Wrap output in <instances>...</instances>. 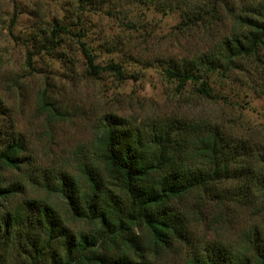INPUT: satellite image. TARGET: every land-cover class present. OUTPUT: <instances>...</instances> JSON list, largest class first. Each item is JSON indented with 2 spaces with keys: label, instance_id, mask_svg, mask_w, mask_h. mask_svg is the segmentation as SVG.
Returning <instances> with one entry per match:
<instances>
[{
  "label": "rangeland",
  "instance_id": "374dc122",
  "mask_svg": "<svg viewBox=\"0 0 264 264\" xmlns=\"http://www.w3.org/2000/svg\"><path fill=\"white\" fill-rule=\"evenodd\" d=\"M200 1L0 0V96L22 140L20 167L2 172L6 185L17 190L8 208L41 198L66 218L72 233L94 229L89 221L68 220L56 187L65 172L87 188L84 172L89 170L120 191L98 147L106 119L116 116L145 144L172 131L178 141L170 159L182 152L190 173L207 164L195 144L213 131L237 146L241 157L218 186L196 188L175 200L190 228V242L175 243L159 264H191L194 249L211 244L238 252L248 243L264 245V40L255 53L234 57L226 77L212 76L213 98L196 93L192 82L179 87L164 72L209 56L226 66V42L245 40L253 23L264 24V0ZM199 13L203 19L188 21ZM57 23L69 24L68 32L54 51H41ZM77 31L96 63H120L125 78L109 71L88 74ZM128 234L148 240L141 222ZM25 261L12 248L0 257V264Z\"/></svg>",
  "mask_w": 264,
  "mask_h": 264
},
{
  "label": "trees",
  "instance_id": "16d2710c",
  "mask_svg": "<svg viewBox=\"0 0 264 264\" xmlns=\"http://www.w3.org/2000/svg\"><path fill=\"white\" fill-rule=\"evenodd\" d=\"M204 4L207 5L206 0ZM203 18L204 14L199 13L188 21L195 23ZM68 25H54L42 42L41 51H54L60 45V36L68 32ZM253 26L245 40L226 42V66L219 57L209 56L194 61L189 68L166 67L165 74L179 87L192 82L196 93L213 98L212 76L220 72L226 77L234 57L255 53L263 42L264 24ZM76 35L88 74L97 77L109 71L125 78L120 63H96L94 53L82 39L84 34L77 31ZM32 56L29 50V59ZM45 99L43 95V105ZM177 141L167 130L145 144L137 130L125 127L121 119L107 118L98 139L99 155L120 191L105 186L93 171L84 172L87 188H82L73 175L61 173L56 191L67 204L68 220L94 224L90 232L74 234L65 225L66 218L46 200L25 199L16 208L5 205L17 190L6 185L2 172L20 167L22 140L10 109L0 96V257L12 248L27 264H159L175 243L190 242V228L175 200L196 188L205 191L218 186L216 183L226 177L231 165L241 160L238 147L223 140L219 131H213L195 144L209 170L203 167L190 173L183 167L186 155L182 152L170 159ZM262 185L264 191V181ZM138 222L146 230V241L128 234L130 226ZM244 248L238 252L230 246L207 245L194 249L191 264H264V245L248 243Z\"/></svg>",
  "mask_w": 264,
  "mask_h": 264
}]
</instances>
